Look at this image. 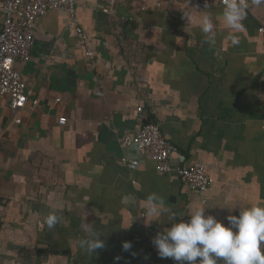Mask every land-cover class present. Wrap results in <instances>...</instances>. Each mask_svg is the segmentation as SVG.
Returning a JSON list of instances; mask_svg holds the SVG:
<instances>
[{
    "label": "crops",
    "instance_id": "crops-1",
    "mask_svg": "<svg viewBox=\"0 0 264 264\" xmlns=\"http://www.w3.org/2000/svg\"><path fill=\"white\" fill-rule=\"evenodd\" d=\"M76 8L92 58L67 14L48 11L29 59L16 63L28 103L16 112L0 103V264H176L152 243L171 223L204 206L228 227L241 208L264 207V5L249 0L238 28L224 23L219 0H76ZM206 12L212 46L198 26ZM140 105L175 147L171 165L197 163L213 179L204 196L159 174L134 145L120 146L142 125ZM151 193L174 220L147 215ZM50 213L60 218L52 229ZM86 225L105 243L92 255L78 247Z\"/></svg>",
    "mask_w": 264,
    "mask_h": 264
},
{
    "label": "clouds",
    "instance_id": "clouds-1",
    "mask_svg": "<svg viewBox=\"0 0 264 264\" xmlns=\"http://www.w3.org/2000/svg\"><path fill=\"white\" fill-rule=\"evenodd\" d=\"M251 3L260 6L264 5V0H251ZM248 8L249 0H223L224 23L231 28L240 27ZM183 15L190 23L191 15ZM198 26L204 34L205 42L210 46L214 45L216 41L212 14H203ZM231 39L234 45L239 43L235 37ZM145 205L149 216L167 215L169 222L175 219V213L166 206L164 198L156 193L147 196ZM204 213L205 207H198L189 215L187 222L181 220L171 223L170 228L159 232L152 240L158 256L161 259L171 258L176 264H264V253L261 251L264 245V207L254 205L241 208L239 216L227 217L228 227ZM59 220L56 214L50 213L45 217L44 224L52 229ZM85 232L86 237L78 241L81 250L92 255L97 249L105 247L99 232L87 225ZM122 248L128 252L132 248L131 242H124ZM132 255L135 256L136 253L133 252ZM115 259L119 261L120 257Z\"/></svg>",
    "mask_w": 264,
    "mask_h": 264
},
{
    "label": "built area",
    "instance_id": "built-area-1",
    "mask_svg": "<svg viewBox=\"0 0 264 264\" xmlns=\"http://www.w3.org/2000/svg\"><path fill=\"white\" fill-rule=\"evenodd\" d=\"M113 2V0H112ZM223 6V0H219ZM62 10L68 16L69 27L81 43L84 55L92 58L88 35L81 29L78 18L76 0H3L0 6L2 31L0 33V103L11 112L23 108L29 101L30 92L18 69L17 62L29 59L30 50L34 45V29L39 18L48 11ZM105 13L108 10L104 11ZM258 32L264 34V27ZM98 95H101L99 93ZM56 99V103H60ZM137 118L142 122L134 136H124L120 146L134 145L145 157L154 163L156 171L161 175H175L182 179L190 189L204 196L213 184V179L197 163L185 167H174L170 160L176 151L175 147L162 135L155 123L143 124L145 118L143 106L136 108ZM153 113V112H152ZM21 120L16 119L15 124ZM67 123L65 117L57 120L60 127ZM139 161H129V170H137Z\"/></svg>",
    "mask_w": 264,
    "mask_h": 264
},
{
    "label": "trees",
    "instance_id": "trees-1",
    "mask_svg": "<svg viewBox=\"0 0 264 264\" xmlns=\"http://www.w3.org/2000/svg\"><path fill=\"white\" fill-rule=\"evenodd\" d=\"M0 1H2V0H0ZM1 31H2V24L0 21V33H1ZM149 123H154V121L152 120V118L149 115H146V117L143 120V124H149Z\"/></svg>",
    "mask_w": 264,
    "mask_h": 264
}]
</instances>
